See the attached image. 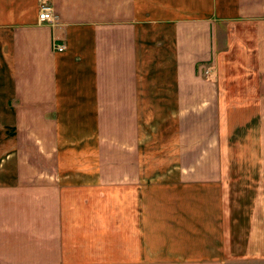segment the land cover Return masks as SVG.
<instances>
[{"label": "crops", "instance_id": "obj_1", "mask_svg": "<svg viewBox=\"0 0 264 264\" xmlns=\"http://www.w3.org/2000/svg\"><path fill=\"white\" fill-rule=\"evenodd\" d=\"M45 1L0 0V264L264 258V0Z\"/></svg>", "mask_w": 264, "mask_h": 264}, {"label": "rangeland", "instance_id": "obj_2", "mask_svg": "<svg viewBox=\"0 0 264 264\" xmlns=\"http://www.w3.org/2000/svg\"><path fill=\"white\" fill-rule=\"evenodd\" d=\"M255 132H237L236 137L233 144V153L235 157L234 172L236 177H243L245 179L235 180L234 188H235V198L238 200L240 195L249 194V190L256 187L257 177L260 176L261 167L260 160L262 158L261 148L256 146ZM254 195V194H253ZM244 197H241L242 199ZM241 236L238 240H240V245H236L238 247L237 251H241L243 249L242 238H246V228H239ZM201 264H216V263H201ZM220 264H264V258H249V259H236L235 261H230L227 263Z\"/></svg>", "mask_w": 264, "mask_h": 264}, {"label": "built area", "instance_id": "obj_3", "mask_svg": "<svg viewBox=\"0 0 264 264\" xmlns=\"http://www.w3.org/2000/svg\"><path fill=\"white\" fill-rule=\"evenodd\" d=\"M39 20L40 22H52L54 20V17L52 15V7L48 5V3L45 0H42L41 6H40V13H39ZM56 49L59 52H63L66 50V46H57ZM209 72L206 71V74Z\"/></svg>", "mask_w": 264, "mask_h": 264}]
</instances>
